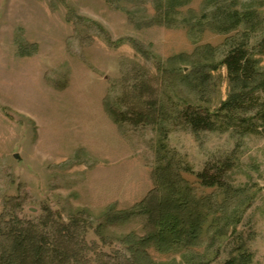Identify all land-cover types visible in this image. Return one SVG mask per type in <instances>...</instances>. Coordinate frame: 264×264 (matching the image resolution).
I'll return each mask as SVG.
<instances>
[{
    "label": "rangeland",
    "instance_id": "rangeland-1",
    "mask_svg": "<svg viewBox=\"0 0 264 264\" xmlns=\"http://www.w3.org/2000/svg\"><path fill=\"white\" fill-rule=\"evenodd\" d=\"M208 1L0 0V224L16 216L49 237L63 233L71 264H131L126 238L152 230L139 206L158 188L161 146L192 171L180 174L196 195L217 202L223 194L196 175L235 152L227 181L251 202L240 207V223L217 240L208 224L191 250L148 254L154 264H225L242 253L251 255L247 264H264V122L194 133L179 117L190 106L215 112L229 96L225 67L205 95L171 74L219 62L218 52L244 33L210 26ZM236 8L264 15V0ZM261 30L249 49L264 70Z\"/></svg>",
    "mask_w": 264,
    "mask_h": 264
},
{
    "label": "trees",
    "instance_id": "trees-1",
    "mask_svg": "<svg viewBox=\"0 0 264 264\" xmlns=\"http://www.w3.org/2000/svg\"><path fill=\"white\" fill-rule=\"evenodd\" d=\"M176 1L182 3L186 0H170L171 8ZM208 2L215 5L210 26L220 33H230L243 26L244 33L230 39L224 49L218 52L219 62H200L193 66L191 73L183 74L181 69H175L171 74H176L184 83L197 82L193 84L195 90L205 95L212 80V73L220 67H225L229 79V96L221 102L215 112L190 106L180 111L179 117L194 133L217 132L223 126H235L239 127L237 130L244 131L243 127H252L258 117L264 122V70L249 49L251 34L262 31L264 15L256 11L239 12L236 10L239 0ZM167 17L169 18L170 14H167ZM258 47L259 53L264 55V37ZM203 54L207 56L206 60L214 58L211 48H206ZM175 61L192 63L187 62L183 56L177 57ZM155 105L154 102V114ZM111 113L117 116L116 113ZM143 116L144 114L140 115V119ZM165 149V146L160 148L161 164L155 174L158 188L139 206V213L148 217L151 233L144 239L129 236L125 240L129 245L131 264H154L148 254L151 247L166 254L177 249L191 250L198 247L208 224L217 229L214 240L225 236L231 227L240 223L241 209L245 205L246 208L249 207L251 203L246 199L239 201L244 190L234 188L227 181L228 173L235 167V152L223 160L207 163L204 170L196 175L201 187L216 189L223 194L224 200L217 202L212 197L199 198L196 195L195 189L180 174L181 170L192 171L175 164L167 157ZM48 214V218L54 217L50 211ZM121 217L116 215L114 218L120 220ZM128 217L129 215L122 218L126 220ZM47 219L45 222L49 223ZM125 220L121 219L122 222ZM69 247L63 233L60 232L56 238L49 237V234L33 224L24 225L16 216L6 225L0 224V264H71ZM250 258L251 255L242 253L238 257L232 256L225 264H247ZM190 264L208 262L201 260Z\"/></svg>",
    "mask_w": 264,
    "mask_h": 264
},
{
    "label": "water",
    "instance_id": "water-1",
    "mask_svg": "<svg viewBox=\"0 0 264 264\" xmlns=\"http://www.w3.org/2000/svg\"><path fill=\"white\" fill-rule=\"evenodd\" d=\"M15 158H16V159H18V158H19V156L16 154V155H15Z\"/></svg>",
    "mask_w": 264,
    "mask_h": 264
}]
</instances>
